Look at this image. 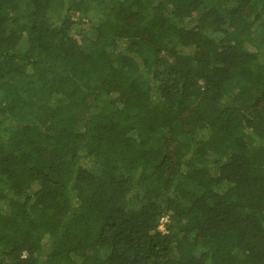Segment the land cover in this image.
Segmentation results:
<instances>
[{
  "label": "trees",
  "instance_id": "16d2710c",
  "mask_svg": "<svg viewBox=\"0 0 264 264\" xmlns=\"http://www.w3.org/2000/svg\"><path fill=\"white\" fill-rule=\"evenodd\" d=\"M0 264H264V0H0Z\"/></svg>",
  "mask_w": 264,
  "mask_h": 264
},
{
  "label": "rangeland",
  "instance_id": "374dc122",
  "mask_svg": "<svg viewBox=\"0 0 264 264\" xmlns=\"http://www.w3.org/2000/svg\"><path fill=\"white\" fill-rule=\"evenodd\" d=\"M93 10H95V9H93ZM96 14V12L94 13V15ZM97 15V14H96Z\"/></svg>",
  "mask_w": 264,
  "mask_h": 264
}]
</instances>
